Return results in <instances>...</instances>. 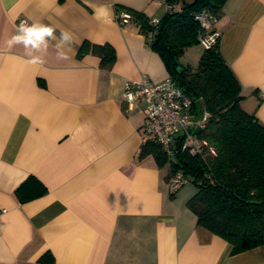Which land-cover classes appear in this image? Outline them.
Returning a JSON list of instances; mask_svg holds the SVG:
<instances>
[{
	"label": "crops",
	"instance_id": "1",
	"mask_svg": "<svg viewBox=\"0 0 264 264\" xmlns=\"http://www.w3.org/2000/svg\"><path fill=\"white\" fill-rule=\"evenodd\" d=\"M118 9L165 13L162 0H0V264H264V244L231 254L197 225L196 189L169 193V161L139 156L144 104L128 108L124 84L171 74ZM21 18L54 29L46 51L9 45ZM214 29L241 108L264 124V0H225ZM84 41L110 44L113 65L78 57ZM31 176L46 192L21 200Z\"/></svg>",
	"mask_w": 264,
	"mask_h": 264
},
{
	"label": "trees",
	"instance_id": "2",
	"mask_svg": "<svg viewBox=\"0 0 264 264\" xmlns=\"http://www.w3.org/2000/svg\"><path fill=\"white\" fill-rule=\"evenodd\" d=\"M169 1L175 8L166 11L156 26L143 13L126 11L143 34L153 31L150 47L161 56L177 85L201 102L200 112L195 104V114L203 109L210 114L199 136L215 153L206 151L199 156L178 151L168 160L161 146L144 136L139 156L152 155L159 165L169 161V176L182 170L196 186L186 204L197 225L226 240L231 254L239 253L264 244V124L241 108V85L220 52L219 36L210 47H204L197 66L179 62L186 48L199 43L200 25L193 13L207 8L217 15L225 0ZM88 53L97 55L107 69L116 59L108 43L82 42L77 56ZM176 62L181 72L176 70ZM45 192L46 187L32 176L15 191L21 200ZM39 261L51 264L53 257L45 253Z\"/></svg>",
	"mask_w": 264,
	"mask_h": 264
},
{
	"label": "built area",
	"instance_id": "3",
	"mask_svg": "<svg viewBox=\"0 0 264 264\" xmlns=\"http://www.w3.org/2000/svg\"><path fill=\"white\" fill-rule=\"evenodd\" d=\"M162 3L165 12L175 8L169 0H162ZM193 18L200 25L198 41L203 47H210L219 36L214 29L217 15L203 8L194 12ZM131 19V14L126 10L118 9L115 12V20L119 25H124ZM159 19L160 17L149 18V24L156 26ZM22 22L27 25V20L21 18L18 29ZM144 36L147 43H150L153 31L146 32ZM122 98L128 108L140 102L144 104L141 131L144 136L161 146L168 160L178 151L199 156L205 155L206 151L215 153L207 140L199 136L210 114L203 109L196 115L194 106L197 100L187 94L171 77L153 82L144 74L138 81H126ZM196 127H199V132H195ZM187 182L189 179L182 170L175 171L168 179L169 193H176ZM2 212L0 209V215Z\"/></svg>",
	"mask_w": 264,
	"mask_h": 264
},
{
	"label": "clouds",
	"instance_id": "4",
	"mask_svg": "<svg viewBox=\"0 0 264 264\" xmlns=\"http://www.w3.org/2000/svg\"><path fill=\"white\" fill-rule=\"evenodd\" d=\"M54 29L41 25V24H34L31 26L26 25L25 23H21L18 29V35L14 36L12 40L9 41V45L22 43L26 49L27 55H32L31 51H27L28 49H39V44L43 43L44 50L47 49V40L54 38ZM61 42L62 43H70L71 42V36L70 34L64 32L61 33ZM59 47V45H58ZM61 58L63 57V54L61 53ZM33 62H41L40 58H34Z\"/></svg>",
	"mask_w": 264,
	"mask_h": 264
},
{
	"label": "rangeland",
	"instance_id": "5",
	"mask_svg": "<svg viewBox=\"0 0 264 264\" xmlns=\"http://www.w3.org/2000/svg\"><path fill=\"white\" fill-rule=\"evenodd\" d=\"M204 47L199 43L193 44L189 46L188 48L185 49V51L179 56V62L182 65L186 66H191L195 67L197 66L200 56L203 52ZM197 110L200 112L201 111V102L197 101L196 102ZM184 189H190L195 190L196 186L195 184L190 180L184 185Z\"/></svg>",
	"mask_w": 264,
	"mask_h": 264
},
{
	"label": "water",
	"instance_id": "6",
	"mask_svg": "<svg viewBox=\"0 0 264 264\" xmlns=\"http://www.w3.org/2000/svg\"><path fill=\"white\" fill-rule=\"evenodd\" d=\"M176 70L178 71V72H181L183 69H182V67L181 66H179V64L176 62ZM200 131V129H199V127H196L195 128V132H199Z\"/></svg>",
	"mask_w": 264,
	"mask_h": 264
}]
</instances>
